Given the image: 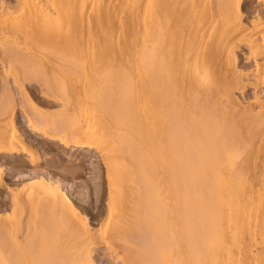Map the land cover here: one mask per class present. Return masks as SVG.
Returning <instances> with one entry per match:
<instances>
[{
	"label": "bare ground",
	"instance_id": "1",
	"mask_svg": "<svg viewBox=\"0 0 264 264\" xmlns=\"http://www.w3.org/2000/svg\"><path fill=\"white\" fill-rule=\"evenodd\" d=\"M26 1L28 2L22 0L19 3L20 6H17L16 2L17 8H12L16 14H12L14 11L12 10L4 16L5 21L1 18L3 21L0 20V35L8 34V31L12 32L17 35L23 45H26L24 48L27 51L23 52V48L19 45L21 47L19 52V46H15L17 44H14L16 39L13 36L14 43L10 36L7 37L13 44L6 41L8 42L6 45L3 41L7 39L3 38V40L0 39V47L2 48L5 44L4 49H10L13 46L20 54L27 53L25 59L17 54L20 57L19 60L14 58L13 54L16 55V53L12 51L13 48L10 49L13 53L10 59L20 65V69L18 65H13L18 69L14 70L17 78L15 83L18 86L26 80L30 83L29 80L40 79L44 69H48L49 75L47 71L43 74L47 78L41 77V79L47 82L50 80L52 84L45 82L46 85L39 79L36 82L50 89L56 88L60 93L57 96L61 99L59 103L62 100L65 101V104L61 103L64 106L66 103L72 105L71 102H74L70 110L76 114V119L78 117L80 121L83 118L82 122L84 121L82 123L84 127H81L71 120L75 119V115L73 114L72 117L70 114L71 121L68 120L69 116L67 120L66 117H61L67 122L61 124L58 120L60 122L58 124L57 119L55 121L51 118L54 114L44 116L47 113L42 115L43 113L38 112L36 116L33 113V117L29 115L32 134L38 137L44 135L55 141H51L52 143L58 142L63 146L70 145L85 151L96 149L100 153L105 152L102 153V157L108 163L106 168L107 170L109 168L107 176L110 188L108 221L107 219L106 221L109 222L108 226L112 225V229L102 234L104 239L108 240L106 242L110 243V247L122 246L127 252L124 261L128 264H264V102L260 101L264 95L258 96L261 90L262 92L264 90L260 88L259 91L258 87L259 92L255 93L262 103L254 97L251 99H255L256 102L247 103L246 97L245 104L248 105L246 107H242L243 102L239 103L237 99L239 93L237 98L235 96L236 91L244 90L245 86L249 85V83L244 85V80L253 79L251 82L254 81V84L256 79H258L257 82L260 80L261 84L264 82V70L263 73L258 70L264 63L257 61L260 55L261 58L263 56L264 37H261L263 42L259 45L263 51L259 48L255 50L256 48L252 46L254 50L250 48L249 56L247 55L251 61L258 62L256 63L257 72L262 76L251 71L250 79H246L249 74L246 76L243 75V71L239 72L241 63L239 64L238 54L230 50L235 48L233 44L230 49L226 47L223 49V46H227V42L235 41L236 33L244 32L245 34L248 30L246 25L231 27L236 21L234 25H230L234 15L243 12L240 9L241 0H223L217 8L215 4L216 1L217 4L219 3L218 0L213 1L215 4L211 6L214 8L210 5L207 8V5H204L209 0H43V2L36 0L40 6H37L38 3L34 2L35 0ZM0 6L3 7L1 4ZM212 14H216V17H213L215 23L212 21L215 27L216 18L219 15L221 16L218 18L219 23L222 17L223 20L225 19L222 21L224 23L218 26L222 32H219L221 30L217 28L220 34L217 35V33L215 36V27L209 23L211 26L207 28L212 27V32L214 31L212 35L215 37H211V33L205 31L210 36H208L209 39L204 37V41L201 39L203 43L198 37L200 33L197 34V32L206 28L205 23L209 20L208 16L212 18ZM8 15L12 17L10 19L8 17L9 21L8 19L6 21ZM87 16L88 20L85 24L87 18L84 20V17ZM259 16L262 14L260 13ZM80 18L83 19L80 20ZM263 20L258 19L259 22ZM257 22L254 23L257 28L263 24ZM240 24L242 25V22ZM250 25L253 23L248 26ZM253 26L250 27L253 28ZM250 30L252 29L249 28V34ZM254 30L255 34L258 30L256 28ZM261 33L259 36H262ZM7 34H4V37ZM201 35L202 33L200 37ZM203 35L207 36L205 33ZM186 36L185 41L189 42L187 43L189 46H186L182 39ZM244 37L249 36L245 34L243 38L240 37V41H244ZM252 41L254 40L250 39V42ZM179 43L185 44L183 46L186 50L182 49L183 54H189L187 48L191 46L192 51L196 44L201 47L197 46L198 51H204L206 48L205 54L212 50V52L209 51L211 53L209 56V53L206 55L210 58L209 62L204 57L205 65L201 63L206 74L203 81L200 80L202 85L209 83L211 91L208 94L204 92L205 90L199 89L202 95L198 93V97L202 96L201 99L195 97L197 95L194 96L195 92L192 88L196 84L200 85L198 79H193L194 77L202 78L199 74L201 69H198L200 66L196 70L199 73L195 71L197 76L192 78L195 83L198 82L188 83L190 88L187 85V87L184 86L185 82L180 85L176 77L182 81L185 75L180 79L181 74L178 77V72H174L177 75H171V77L176 76L178 87L174 86V79L170 80L169 71L164 69L165 66L163 67L164 61L161 59L166 51L163 46L169 45L170 49L167 48L169 50L167 51L172 59L170 57L168 59L173 60L170 54L174 52L182 54L180 47L183 46ZM242 43L239 42V44ZM192 45L195 46L192 48ZM170 46H177L179 51L171 53ZM40 51L43 53L51 51L48 54H52L39 55ZM1 52L2 49H0ZM201 53L203 56V52ZM180 54L179 56L174 54V57L181 58L183 55L180 56ZM2 55L5 56V53ZM8 57L6 59H9ZM186 57L188 58V55ZM187 58L182 57L183 61L179 60V63L184 62V65L188 66ZM193 61L195 60H192V63ZM9 63L11 70L14 62ZM32 63L33 66L36 63L38 72H35L34 67H30ZM5 68L4 76L0 79V90H4L6 83L9 84L6 80L9 78H6L9 68L7 67L6 70ZM178 70L183 71L179 66ZM253 74L256 76L255 79ZM50 75L53 79L55 78L54 82L49 78ZM19 80H22L20 84H18ZM34 87L38 88L37 85ZM185 87L193 89L191 90L193 93H190L188 89L184 91ZM148 89L154 90L153 94L158 99L156 103L159 101L160 106H156L160 109L157 113L154 112V115L149 111L153 117L147 116L149 113L142 114L145 109H149L146 107L152 100L145 98V92L148 97L155 96L151 94V91L149 96L146 91ZM42 90L45 89L42 88ZM21 91L24 93L26 89L24 91L21 88ZM244 92L247 95V91ZM49 94L54 95L50 91ZM188 94L191 96L187 99H190V102L186 100V97H189ZM4 97L6 98V94ZM57 97L54 95L49 100L55 101L54 98ZM243 97L241 96L240 99ZM6 99L2 100L4 103L0 105V155L11 159L14 156H24L28 150L23 143L19 148L15 147L16 132L13 133L14 128L10 129L11 132L7 130L8 119L13 120V114L17 108L14 105L17 104H14L15 101L12 103L11 100ZM152 104L149 105L152 107ZM186 105L189 108L193 105L192 107L196 109H190L198 110L197 115L195 112L192 113L197 116L193 118L195 123L192 125L190 124L193 121L191 118L193 115L190 113L192 111H189ZM186 109L189 112L188 116L191 115V117L184 120ZM76 121L78 123V119ZM107 121L110 124H107ZM45 125L53 129L59 125L58 128L65 130L62 132L57 128V132L54 129V132H57L56 136L52 133L51 127L48 129ZM9 127L11 128L10 125ZM77 129L79 133H76ZM65 132L68 133L67 136L70 133L74 137L75 132L77 138L72 140L71 137L65 138ZM81 132L82 135H86L87 140L80 139ZM60 133L63 136H58ZM33 156L30 159L36 160ZM106 162H104L105 165ZM30 183L27 184L30 187L24 197L19 190V192L15 191L17 194L14 192L16 196L14 195L15 199L12 197L14 204L11 205L14 206V210L12 209L10 214L12 215L13 212V215L7 217L9 214H6L7 216L0 220V264H94L91 259V248L95 244L91 233H88L89 241L84 239L86 242L81 245H72L71 241L75 238L73 242L76 243L82 240L83 236L86 237L87 233H84V229H87V232L90 231L86 227L87 223L85 225L81 219H75L74 221H77L75 225L79 221L82 227H86L81 229L78 228L79 226L74 227V224L70 225L73 220H62L58 216L61 221L56 222L57 219L52 215L66 212L69 215L70 212V215L73 213L72 218L75 216L74 208L69 205L71 203L69 201L67 203L66 196L64 195V198L61 195L63 191H60V187H55L43 179ZM24 200H27L31 208L25 205ZM38 204L43 207L42 210L40 208L37 210ZM26 206L29 208L28 211ZM5 207L7 210V202H0V209ZM30 209L31 212H29ZM39 210L44 214L42 216L41 212L38 213L41 217L35 215ZM26 212L30 213V218L22 226L23 217H29ZM45 212L52 215L50 219L48 218L49 220L44 218V216L48 217ZM36 217L42 218L41 222H45L37 223L39 219ZM66 218L70 219L71 216ZM37 224H41L43 228L37 227Z\"/></svg>",
	"mask_w": 264,
	"mask_h": 264
},
{
	"label": "rangeland",
	"instance_id": "2",
	"mask_svg": "<svg viewBox=\"0 0 264 264\" xmlns=\"http://www.w3.org/2000/svg\"><path fill=\"white\" fill-rule=\"evenodd\" d=\"M17 1H19V0H17ZM16 0L14 1V0H0V4L3 6V7H1L0 6V20H2V19H4V21H5V18H4V16L6 15V14H8V12L9 13H11L12 12V10H14V9H12V8H14L15 7V4H16V2H17ZM22 1V0H21ZM21 1H19V2H17V6H20V2ZM31 1V0H30ZM32 1H34V0H32ZM40 1H42L43 2V0H40ZM204 1H206V0H204ZM208 1V0H207ZM216 1V0H212L211 2H210V0L208 1V2H205V4L204 5H207V8H209L211 5H213V4H215L214 2ZM223 0H218V4H217V1H216V4H215V6H216V8H217V6L219 5V4H221V2H222ZM257 1V2H256ZM24 2H28V1H26V0H24ZM34 2H36V3H38V1H34ZM42 2H41V5H43L42 4ZM213 2V3H212ZM23 3V2H22ZM21 3V4H22ZM35 3V4H36ZM208 3V4H207ZM210 3H212V4H210ZM39 5V3L37 4V6ZM208 5H210V6H208ZM241 11H243L242 13H241V11H240V13L241 14H235L234 15V17H233V20H230V22L232 23V24H230V25H234V22H235V25L234 26H231V27H238V26H245V27H247V29L249 30V28L250 29H252V30H250V34H252V35H250L249 33H248V30H246V28H245V34H246V36H247V34H248V36L249 37H244V41H240L241 40V38L240 37H242L243 38V36H245V34H244V32H240V34L239 33H236V35H235V41L233 40L232 41V43L230 42H227V46L225 45V46H223V49L226 47L227 49L229 48H231L232 47V44H233V46L235 47V48H231L230 50H232V52H235L236 54H238L237 56L239 57V72H241V71H243L244 73H243V75H248L249 74V76H247V78L246 77H244V78H246V79H250V77H251V75L252 74H250V73H258L257 71L259 70V72L260 73H263L262 71L264 70V64H263V66L261 65H259L261 68L259 69L258 68V70H257V65H256V63H258V62H263L264 63V51L262 50V47L264 46V43H263V45L261 44V42H263L264 41V39H263V41H262V39H261V37L263 38L264 37V20H263V22L262 21H258V19L259 20H262V19H264V18H262V17H264L263 16V14H264V0H259V3H258V0H241ZM262 5V6H261ZM11 6V7H10ZM17 6L15 7V9L17 8ZM40 6V5H39ZM214 6V5H213ZM213 6H211V8H214ZM10 7V8H9ZM4 8V9H3ZM8 9H9V11H8ZM11 9V10H10ZM243 9V10H242ZM215 10V9H214ZM234 10H236V9H234ZM233 10V11H234ZM256 10V11H255ZM11 11V12H10ZM255 11V12H254ZM4 12V13H3ZM234 13H235V11H234ZM233 13V14H234ZM260 13L262 14V16H259L260 15ZM12 14H16V12H15V10L12 12ZM232 14V15H233ZM10 15V14H9ZM9 15L8 16H6V21H7V19H8V17H9ZM56 15V13L54 12V16ZM216 15V14H215ZM215 15H213L212 14V18L214 17H216ZM3 16V17H2ZM14 16V15H13ZM217 16H218V14H217ZM220 16V15H219ZM217 17L216 18V27H215V19L213 20L212 18H211V16H208V19L209 20H207V22L205 23V26H206V28H204L203 29V31L202 30H200L199 32H197V34L198 33H202V35H201V37H203V38H201L200 37V34H198V37H199V39L201 40H205L204 39V37H206V39H209V37L208 36H210L211 35V37H215V36H217V35H219L220 33H218V29L219 30H221L219 27L221 26V24L220 23H224V22H222V21H225V19L223 20V17H222V21L219 23V19L218 18H221V16L220 17ZM256 16H257V18H256ZM12 17V15L9 17V19ZM250 17V18H249ZM259 17V18H258ZM2 18V19H1ZM87 18V19H86ZM261 18V19H260ZM9 19H8V21H9ZM83 18H80V20H82ZM86 19V20H85ZM212 19V20H211ZM218 19V20H217ZM255 19V20H254ZM84 20H85V24H86V22H87V20H88V16L87 17H84ZM238 20H239V22H238ZM241 20H243V21H241ZM3 21V20H2ZM214 23H213V22ZM258 21V22H257ZM242 22V25L240 24ZM255 22H257V23H263L262 25H259L258 26V24H256L257 26H258V28H262L263 27V29H259L258 30V28L257 27H255ZM209 23H211V25H213L215 28V31L216 32H214L215 34V36L214 35H212V27H208L207 28V26H211ZM237 23V24H236ZM240 25H239V24ZM249 25V24H252L253 23V25H250V26H253V28L252 27H250V26H248L247 24ZM220 25V26H219ZM238 25V26H237ZM219 26V27H218ZM261 26V27H260ZM228 27H230V26H228ZM258 30H256L257 32L256 33H258L257 35H255L254 34V29L255 28ZM218 28V29H217ZM207 29V30H206ZM211 30V31H210ZM227 30H228V28H227ZM260 30H262V31H260ZM205 31H207L208 33H211L210 35L209 34H207ZM219 32H222V30L221 31H219ZM247 32V33H246ZM261 32H263V33H261ZM12 32H10V31H8V34L7 33H4L5 35L7 34V36H5L4 37V34L1 36V38L0 39H2L3 40V38L4 39H7V40H5V41H3V42H5L6 43V45L8 44V42H6V41H9L8 39H10L11 38V41H13V43H14V40H12L13 39V37H14V39H16L15 41H16V43H14V44H17V45H15V46H21L22 48H23V52H26L27 50H25V46L26 45H23L22 43H21V40H18V37H17V35H14L13 33L11 34ZM206 34L207 36H205V35H203V34ZM218 33V34H217ZM260 33H261V35L262 36H259L260 35ZM217 34V35H216ZM237 34H239V35H237ZM253 34L255 35V36H253ZM10 36V38H7V37H9ZM13 36V37H12ZM185 36V35H184ZM208 37V38H207ZM210 37V38H211ZM187 38V36L186 37H182V39H184L183 40V42L184 43H186V46L188 45L187 43H189V42H186L185 41V39ZM238 38V39H237ZM246 38H249V39H246ZM258 38V39H257ZM237 39V40H236ZM246 39V40H245ZM250 39L252 40H254V41H252V42H250ZM1 40V41H2ZM187 40V39H186ZM201 40V41H202ZM243 40V39H242ZM248 40V43H246V41ZM182 41V40H181ZM180 41V42H181ZM202 41V42H203ZM236 41H238V43L236 42ZM182 42V43H183ZM239 42H245L244 44L242 43V44H239ZM257 42V43H256ZM9 43H11L10 41H9ZM13 43H11V44H13ZM204 43V42H203ZM229 43V44H228ZM251 43H254V44H251ZM180 44V43H179ZM237 45V47H239L238 49H236L237 47H236V45ZM239 44V45H238ZM248 44H250V46L248 45ZM258 44V45H257ZM1 45V44H0ZM3 45H5V44H3ZM3 45H2V48L0 47V49H2V52L0 53V79L1 78H3V76H4V68L7 66L8 68H9V62H11V61H13L14 63L12 64V66H11V70H13L12 72L13 73H15V74H13L12 72H11V70H10V68H9V70L6 72L7 74H6V78L7 77H9V78H5L8 82H9V84L8 83H6L7 85L5 86V88H4V90H0V105H1V103L3 102V101H5L4 99H6V98H8L9 100H11L12 101V103H13V101H15L14 102V104H17V105H14V106H16L15 108V111H14V114H13V122L12 121H10V118L8 119L9 120V123L7 124V127H8V129L7 130H9L8 132H11L12 130H10V129H13V133H15V137H16V143H15V147H17V148H19L20 146H22L23 144H24V147H26L27 148V150H28V152H29V154H28V152L26 153V154H24V156L22 155L21 157L20 156H14V158L13 157H11V159H10V157H8V156H5V155H0V202H7V210H6V207L4 208V209H0V220H2V218L4 217L5 218V215L6 214H9V216H7V217H10V216H12L13 215V212H12V215H10L11 214V211H12V209L14 210V206H11L12 204H14L13 203V200L15 199V196H16V192L19 190L20 192H21V196L22 197H24L25 196V194L29 191L28 189H29V187H30V185H27V184H31L30 182H33V181H37V180H40V179H43V180H45L47 183L49 182L50 184H52L53 186H55V187H60L59 189H61L60 191H63V192H61V193H63V194H61V195H63V197H64V195L66 196V198L68 199V200H66V202L68 203V201H69V203H71V204H69V205H71L74 209H73V212H74V214H75V216H73V218H72V214L70 215V212H69V215H67L68 213L66 212L65 214H66V216H65V214H63V213H61V214H59V213H56L57 215H54L55 213L54 212H52V213H54V214H52L53 216H54V218L55 219H57V221L56 222H58V220H59V218L61 217L62 218V220H69V221H72L71 223H70V225L71 226H73V224H74V227H78V228H81V229H83L84 227H82L83 225L81 224V222H83L85 225H86V223H87V225H86V227L88 228V230H90V231H88L87 232V229H84V233H87V235H86V237L84 238V236H83V238H82V240H80V241H77V239H76V243H74L73 241H74V239H72L71 241H72V245H81V244H83L84 242H86V241H89V239H90V235H92L91 237L93 238V243L95 244V245H91L92 246V250H91V259L93 260L92 262L94 263V264H128L126 261H124L125 260V254L127 253L126 252V250H124L123 249V247L121 246V247H110V243H108V242H106V241H108V240H106V239H104V234H102L103 232L104 233H106V232H108V231H111V229H112V225H109L108 226V223H107V221H108V209H109V204H110V188H109V182H108V171H109V168H108V170H107V168H106V166L108 167V163L106 162V161H104V157H102V153H105V152H103L102 150L103 149H101V153H100V151L99 150H81V149H78L77 147H72V146H70V145H68V146H66V145H62V144H60V143H58V142H56V143H52V142H55L54 140H51L50 138H46V137H44V135H39V137L38 136H35L34 134H32L33 132H32V130H31V124H30V116H32L33 117V113H38V112H40V113H43L42 115H44L45 113H47V114H45L44 116H50V114L52 115V114H54L53 116H55V117H53V116H51V118L52 119H57V121L58 120H60V122H61V124H63L62 122H67V121H65L64 119V121L61 119V117L62 118H65L66 117V120H67V117L70 115V116H72L73 114L75 115V119H71L73 122H75L77 125H80L81 127L83 126V124L82 123H84V121L82 122V119L83 118H81V123H80V121H79V118L77 117V119H78V123H77V119H76V114L75 113H73V110H70V109H72V106H73V104H74V102H71V104L72 105H70V103H66V105L65 106H68V107H66L65 108V106L63 105V104H61V103H64L65 104V101H63L62 100V102L61 103H59V100H61V99H59L57 96H58V94L60 95V93H58L59 91H57V89L56 88H53L52 87V89H50V88H48V86L47 87H45L47 84H52L51 82H50V80H49V82H47V81H44V83L45 82H47V84L44 86V85H42V88L43 89H47L48 90V92H47V90H46V92H45V90H42V88H41V85H40V83L38 84V82H36V80L37 81H39L40 80V82L42 81V79H44V78H47V77H44V75L43 74H45L46 73V71H47V74L49 75V70L48 69H44L45 71H43V74H42V76L41 77H43L42 79H41V77H40V79L38 80L37 78H35L36 80L34 81V79H32V80H29L30 81V83L28 82V80H26V81H24V83L25 82H27L26 84H24L23 82H22V80H19V82H18V84H20L21 82V84L18 86L15 82H16V80H17V78H16V72H14V70H18L17 69V67L16 68H14V66L13 65H18L19 66V69H20V65L17 63V64H15V61L14 60H11L10 59V57H12L13 55H14V58L15 59H19L20 60V57L22 58V59H25V57L27 56V53H22V54H20L19 52H20V49L19 48H21L20 46L18 47V49H19V52H17L18 50H16V47H13L12 46V48H13V50H12V48H10L14 53H16V55L15 54H13L12 53V51H10V49L8 48H6V49H4V47H3ZM6 45H5V47H6ZM180 45H182V44H180ZM180 45H178V47H180ZM184 46H185V44H183ZM182 45V46H183ZM199 45V44H198ZM197 44H196V46L195 45H192V48L195 46V48L194 49H192V51L190 50V47H189V49L187 48V52H189V54H187V53H185V54H187L188 55V58L186 57L187 55H185V54H183V48H184V50H186V47H180V51H181V53L182 54H180V52H179V54H180V56L181 55H183L182 57L185 59V58H187L186 59V63H188L189 65L187 66V65H184V62H183V64L181 65L179 62V60H182L183 61V59H181V58H179V57H177V56H179V54L176 52H174V51H176V50H178L179 51V49H177L176 47H171V53H173V54H170V55H172V57H173V60H171L172 58L169 56V50L168 49H170L169 48V45H165V46H163V49H164V51H165V54H164V56H162V59L161 60H163L164 62V64H163V67H164V69L166 70V71H169L168 72V74H170V76H169V78H170V80H172V79H174V81H175V83L173 82V84H175L174 86H177V84H176V81L178 80V81H180V85H183L184 83L183 82H185V84H184V86H189V88H190V83L191 82H194L193 81V79H198V81H199V84L200 85H198V84H196L198 81H196V83L194 82V84H196V86H192V88L194 89V92L196 93H193L191 90H193V89H188V90H190L189 92L190 93H193L194 94V96L195 95H197V96H195V97H198V93H200L199 95H202V93H201V91H203V90H205L204 92H207L208 94H209V92L211 91V89H210V87L208 86L209 85V83L207 84H204V85H202V81H203V78H204V75L206 74V71H204L205 69H204V66H202V64L201 63H204V62H206V60H207V62H209V60H210V58L209 57H207L206 55L208 54V56L211 54L209 51L211 50H209L208 51V53H204V52H207V50H206V48H205V46H202V47H204V48H202V49H204V51L202 50H199L198 51V49L199 48H201V47H199ZM229 45V46H228ZM246 45H248V46H246ZM259 45H262V47L260 48L259 47ZM10 46V45H9ZM8 46V47H9ZM189 46V45H188ZM197 46L199 47V48H197ZM254 48H256L255 50H257V48H259V50L260 51H263V53H262V58H261V55L259 56V58H257V61L255 62V60H253V58H252V60L253 61H251L250 59H248V58H250V57H248L249 55V53H248V50H251L253 47ZM257 46V47H256ZM247 47H249V48H247ZM28 48V47H27ZM168 48V49H167ZM175 48V49H174ZM225 48V49H226ZM251 48V49H250ZM254 48H253V50H254ZM264 48V47H263ZM48 50H49V47L47 48ZM209 49V48H208ZM3 50H5V51H3ZM9 51V52H6V51ZM43 50H44V48H43ZM46 50V49H45ZM168 50V51H167ZM189 50V51H188ZM194 50V51H193ZM197 50V51H196ZM235 50H237V51H235ZM247 50V51H246ZM47 51V50H46ZM203 52V56H202V53L201 52ZM51 52V51H50ZM49 51L47 52V53H43L42 51H40L39 53V55H42V54H44V55H47V56H50L48 53H50ZM191 52H192V54H191ZM197 52H199V53H197ZM211 52H212V50H211ZM238 52V53H237ZM5 53V56L4 55H2V54H4ZM8 53V54H7ZM9 53H10V55H9ZM13 55H12V54ZM195 53V54H194ZM247 53V54H246ZM20 56H18V55ZM25 54V55H24ZM174 54H176L177 56V58L176 57H174L175 55ZM191 54V56L189 57V55ZM8 55H9V57H8ZM29 55V54H28ZM43 55V56H44ZM198 55H200L199 56V59H198ZM248 55V56H247ZM185 56V57H184ZM193 56V57H192ZM196 56V57H195ZM9 58V59H6V58ZM19 57V58H18ZM168 57H170L171 59H168ZM191 57H192V59H191ZM204 57H206V60H205V58ZM247 57V58H246ZM161 58V57H160ZM196 58V59H195ZM21 59V60H22ZM165 59V60H164ZM178 59V60H177ZM189 59V60H188ZM203 59V60H202ZM258 59H260V61L258 60ZM177 60V61H176ZM192 60H195V61H193V63H192ZM199 60V61H198ZM202 60V61H201ZM4 61V64H2V62ZM166 61V62H165ZM181 61V62H182ZM185 61V60H184ZM197 61H198V63H197ZM170 62H171V64H170ZM190 62V63H189ZM197 63V64H195V63ZM5 63H6V65H5ZM167 63V64H166ZM175 63H176V65H175ZM255 63V64H254ZM35 64V66H33V63L31 64V66L30 67H34V69L36 70L35 72H38L37 70V67L38 66H36V63H34ZM180 64V65H179ZM191 64V65H190ZM193 64H195L194 66L195 67H193ZM200 64V65H199ZM3 65L5 66L4 68H3ZM38 65V64H37ZM174 65V66H173ZM203 65H205V63L203 64ZM172 66V67H171ZM178 66L179 67H181L182 68V70L183 71H179L178 70ZM183 66V67H182ZM187 67V68H184V67ZM200 66V67H199ZM6 67V68H7ZM162 67V68H163ZM168 67V68H167ZM175 67V68H174ZM193 67V68H192ZM197 67H199L198 69H201V70H199V72H197L196 70H198L197 69ZM255 67H256V69H255ZM263 67V68H262ZM6 68H5V70H6ZM167 69H169V70H167ZM171 69V70H170ZM254 71H253V70ZM160 71L162 70V69H159ZM194 70V71H193ZM195 71H196V73H199L200 75H201V79H200V77H198V78H196V77H194V76H197L196 75V73H195ZM248 71H250V72H248ZM252 71V72H251ZM174 72H178L177 74H178V77H179V75H180V79L182 78V76L183 75H185V76H183V78H182V81L181 80H179L176 76V79H175V77L173 76V77H171V75L172 74H176V73H174ZM185 72V73H184ZM205 72V73H204ZM10 73H12V74H10ZM160 73V72H159ZM184 73V74H183ZM190 73H192V75H189ZM260 73H258V74H260ZM176 74V75H177ZM199 74H198V76H199ZM258 74H257V76H258ZM10 75H12V76H10ZM160 75H161V73H160ZM261 76H262V74H260ZM259 75V76H260ZM15 76V77H14ZM47 76V75H46ZM38 77H39V75H38ZM194 77V78H193ZM249 77V78H248ZM255 75L253 74V78L255 79ZM13 78H15V80L13 79ZM49 78H51V80L53 79V77L50 75L49 76ZM184 78H185V81H183L184 80ZM193 78V79H192ZM168 79V78H167ZM252 79V78H251ZM13 80V81H12ZM46 80H48V79H46ZM54 80H55V78L53 79V82H54ZM200 80H201V82H200ZM253 80V79H252ZM252 80H244V85L245 84H248L249 83V85L252 83L251 81ZM257 80L258 79H256L255 81L257 82ZM264 80V79H263ZM31 81H33L32 82V84H31ZM43 81H42V83H43ZM247 81H249V82H247ZM260 81V80H259ZM255 82V84H254V81H253V83H252V86L250 87L249 85L247 86H245L246 88L247 87H249L248 89H244V90H238V92L236 91L235 92V96H236V98L238 97L237 96V94L239 95V97L237 98V99H239L238 101H239V103L241 104V102H243V104H241L242 105V107H246V105L247 104H245L246 103V101H247V103H250L251 101H255L256 102V100H258V97L256 96L257 94H258V92L260 91V88H263V90H264V82H262V84H261V81L260 82ZM177 83H179V82H177ZM182 83V84H181ZM189 83V84H188ZM28 84V85H27ZM38 86V88L37 87H34V86H36V85ZM25 85V87H23ZM27 85V86H26ZM32 85H34V86H32ZM191 85H193V83L191 84ZM262 85V87H260ZM30 86V87H29ZM186 86V87H187ZM199 86V87H198ZM254 86H256V87H254ZM178 87V86H177ZM179 87H181V86H179ZM186 87H185V90L184 91H186L187 89H186ZM198 87V88H197ZM259 87V88H258ZM20 89V92H19V89ZM21 88L22 89H24V91H25V89H26V91L23 93L22 91H21ZM208 88V89H207ZM257 88H258V90H257ZM37 89V90H36ZM41 89V90H40ZM54 89V90H53ZM195 89H201V91L199 90H196L195 91ZM210 89V90H209ZM256 89V90H255ZM3 91V92H2ZM15 91V92H14ZM44 91V92H43ZM49 91H50V93L52 92V93H54V95H55V97H57V98H54L55 99V101L54 100H49V99H52V97L54 96H52V95H50L49 94ZM146 91H148L147 93H148V95L150 96V91L151 90H146ZM154 91V90H153ZM153 91H151L152 93L151 94H153L154 92ZM182 91V90H181ZM244 91H247L246 92V94L247 95H245V92ZM9 92H10V94H9ZM145 92V91H144ZM188 92V91H187ZM186 92V93H187ZM2 93H4V94H6V98L4 97V94H2ZM8 93V94H7ZM11 93H12V95H13V98H12V95H11ZM22 93V94H21ZM46 93V94H45ZM57 95H56V94ZM185 93V92H184ZM183 93V94H184ZM242 93V94H241ZM255 93H257V94H255ZM262 93V94H261ZM261 93H260V95L258 94V96L260 97L261 95L263 96L264 94V92H262V90H261ZM27 94V95H26ZM204 94H206V93H204ZM245 96H244V95ZM48 95H50V96H48ZM153 95H155V94H153ZM184 95H186V94H184ZM190 95H192V94H190ZM8 96H11V97H8ZM52 96V97H51ZM152 96V95H151ZM187 96V95H186ZM188 96H189V94H188ZM241 96L243 97L242 99H244V101H240V100H242V99H240L241 98ZM3 97V101L1 100V98ZM49 97V98H48ZM51 97V98H50ZM147 97V100H150V99H152L151 101H147L146 100V103L148 102V105H147V107L146 108H149V109H145V112H141L142 114H147V113H149L147 116H152V114L154 115L155 113L154 112H158V110L160 109L159 107V101L156 103V101L158 100L157 98H155L156 97V95L155 96H153V98H151V97H148L147 96V94H146V92H145V98ZM191 96H189V97H186V100L188 99V98H190ZM200 97V99L202 98V96H199ZM198 97V98H199ZM204 97H205V95H204ZM206 97H207V95H206ZM246 97H247V100H246ZM249 97H250V99H249ZM257 98L256 100L255 99H251V98ZM22 98V99H21ZM13 99V100H12ZM57 99V100H56ZM260 99V98H259ZM261 99H263V100H261ZM260 99V101H262V102H264V97L263 98H261ZM7 100V99H6ZM30 100V101H29ZM47 102H46V101ZM190 100V99H189ZM189 100H187L188 102H190ZM246 100V101H245ZM56 101H58V102H56ZM153 101V102H152ZM155 101V102H154ZM187 101H185V102H187ZM259 100H258V102L259 103H262V102H260ZM4 103V102H3ZM50 103H52V104H54V105H52V104H50ZM56 103H58V104H56ZM153 103V104H152ZM28 104V105H27ZM149 104H152V107L149 105ZM187 104V103H186ZM191 104H193V102L191 103ZM245 104V105H244ZM252 104H254V103H252ZM69 106H71V107H69ZM156 106H159V107H156ZM190 106V105H189ZM193 106V105H192ZM190 107V108H195V107ZM248 106V105H247ZM57 107V108H56ZM156 107V108H155ZM141 108H143V107H141ZM186 108H188V110L190 111H192V112H190L191 113V115H193L194 114V112H195V115H197L196 114V111H198V110H192V109H190L187 105H186ZM196 109V108H195ZM143 110H144V108H143ZM148 112H147V111ZM153 110H155V111H153ZM188 110L186 109V112H185V114H184V116H183V119L184 120H187L186 118H188V117H191V115L190 116H188L189 114V112H188ZM152 113H150V112ZM18 112V113H17ZM255 112H258L257 110H255ZM39 113V114H40ZM193 113V114H192ZM151 114V115H150ZM30 115V116H29ZM41 115V116H42ZM195 115H193V117H191L192 118V120H193V118L194 117H197V116H195ZM36 116H37V114H36ZM38 116H40V115H38ZM60 116V117H59ZM70 116L68 117V120L69 121H71L70 120ZM141 116H143V115H141ZM186 116V117H185ZM73 117V116H72ZM153 117V116H152ZM7 118H8V116H7ZM16 119V120H15ZM152 119V118H151ZM189 119V118H188ZM195 119V118H194ZM197 119V118H196ZM191 119H190V121H192ZM17 121V122H16ZM56 121V120H55ZM59 121H58V124L60 123ZM185 122H187V121H185ZM189 122V121H188ZM28 123H29V125H28ZM69 123V122H68ZM71 123V122H70ZM193 123H195V121L193 120L192 121V123H190L191 125L193 124ZM17 126H16V125ZM107 124H110V123H108V121H107ZM186 124H188V123H186ZM189 124V125H190ZM3 125L5 126V124L3 123ZM9 125L11 126V128L9 127ZM42 126H44V125H42ZM47 125H45V127H46ZM58 127H59V125H57ZM110 126V125H109ZM50 127L51 126H47L46 128H48V129H50ZM58 127H56V129L58 128ZM84 127V126H83ZM78 128V127H77ZM55 129V128H54ZM54 129H53V127H51V131H52V133L54 134V135H56V133L58 132V129H61V131L63 132V130H65V129H62V128H58L57 130L55 129V131H57V132H54ZM68 129H70V128H68ZM74 129V128H73ZM73 129H71V131L73 130ZM80 129V128H79ZM20 130V131H19ZM78 130V129H77ZM66 131H67V129H66ZM18 132H20L19 134H17ZM22 132H23V134L25 135H23L22 134ZM68 132H70V130H68ZM73 133V132H72ZM76 133H79V130H78V132H76ZM75 132L73 133V134H75L76 136L74 137V135H72V134H70L69 133V136H67L68 135V133L67 132H65L64 133V136H65V138H67V137H71L70 139L72 140L73 138H77V134H76ZM16 135H18V136H16ZM81 135H82V132H81ZM80 135V136H81ZM21 136V137H20ZM57 136V135H56ZM58 136H63V134L62 133H60V135H58ZM83 136H85V137H83ZM43 137V138H42ZM27 138V139H26ZM79 138V137H78ZM82 138V140L84 139V140H87L86 138V135H82L81 137H80V139ZM21 139V140H20ZM70 139H68L69 141H70ZM47 140V141H46ZM81 140V141H82ZM83 140V141H84ZM52 141V142H51ZM17 143H18V145H17ZM23 143V144H22ZM22 144V145H21ZM36 144H38V145H36ZM40 144V145H39ZM62 145V146H60V145ZM32 149V150H31ZM32 155H34L33 157L36 159V160H32V158L30 159V157ZM105 155V154H104ZM103 155V156H104ZM3 156H5V157H3ZM106 156V155H105ZM5 158V159H4ZM8 158V159H7ZM107 158V157H106ZM105 158V159H106ZM32 160V161H31ZM104 162H106V165H105V163ZM15 171V172H14ZM21 172V173H20ZM40 177H42V178H40ZM35 178V179H34ZM45 178V179H44ZM34 179V180H33ZM107 179V180H106ZM48 180V181H47ZM28 186V187H27ZM16 187V188H15ZM23 188V190H21ZM16 191V192H15ZM18 191V192H19ZM16 194H15V193ZM24 193V194H23ZM13 195V196H12ZM15 195V196H14ZM12 197L14 198V199H12ZM65 198V197H64ZM3 200V201H2ZM12 200V201H11ZM27 200H24V202H26ZM28 205L29 206V204L26 202L25 203V205ZM39 206H40V204H38ZM36 206L37 207V210L40 208H43L42 206ZM30 207V206H29ZM26 208H27V206H26ZM25 208V209H26ZM31 208V207H30ZM71 208V207H70ZM28 209L29 208H27L26 210L28 211ZM46 209V208H45ZM72 209V208H71ZM25 210V211H26ZM36 210V211H37ZM42 210V209H41ZM41 210H39V212H37V213H35V215L37 214V217H41L40 216V214H38V213H40L41 212ZM43 211H44V209H43ZM46 211V210H45ZM47 211H49V210H47ZM72 211V210H71ZM29 212H31V209L29 210ZM29 212H26L27 214L26 215H28L29 214V217L28 216H26L25 214V218L23 217V222L24 223H22L23 225L22 226H24V224H25V222H26V220H28L29 218H30V213ZM46 214L45 215H48V217L46 216H44V218H46V219H50V217L52 216L51 214V216L49 215V214H47V212H45ZM23 215V216H24ZM41 215L43 216L44 214H43V212H41ZM61 215V216H60ZM56 216V217H55ZM58 216H59V218H58ZM67 216H71V218L69 219H67L66 217ZM36 217V219H39V218H37ZM66 219H65V218ZM74 217H76V218H74ZM27 218V219H26ZM54 218H52V219H54ZM79 218V219H78ZM86 218V219H85ZM48 219V220H49ZM54 219V220H55ZM75 219H77V220H80L81 219V222L79 223V221H78V224L77 225H75L76 223L75 222H77V221H74ZM106 219H107V221H106ZM41 220H42V218L41 219H39V220H37L36 222L37 223H39V222H41ZM45 220V219H44ZM43 220V221H44ZM47 220V221H48ZM53 220V221H54ZM59 221H61V220H59ZM69 221L67 222V226H66V228L68 227V224H69ZM45 222V221H44ZM44 222H41V223H44ZM50 222V221H49ZM65 222V221H64ZM27 223V222H26ZM48 222H46V224H47ZM107 225L106 227H105V225ZM41 224H37V227H41L40 226ZM81 225V226H80ZM85 227V228H86ZM41 228H43V227H41ZM40 228V229H41ZM39 229V228H38ZM56 228H54V230H55ZM57 231V230H56ZM61 230H59V232H60ZM65 231H67V230H65ZM86 231V232H85ZM62 232V231H61ZM60 232V233H61ZM55 233H57V232H55ZM88 233L90 234V235H88ZM62 234L63 235H65V233H63L62 232ZM61 234V235H62ZM55 235V234H54ZM60 235V236H61ZM62 235V236H63ZM103 236V237H102ZM55 238H56V235H55ZM86 241H85V240ZM95 239V240H94ZM69 243H71V242H69ZM111 245H112V243H111ZM118 245H119V243H118ZM114 248H116V249H114Z\"/></svg>",
	"mask_w": 264,
	"mask_h": 264
}]
</instances>
